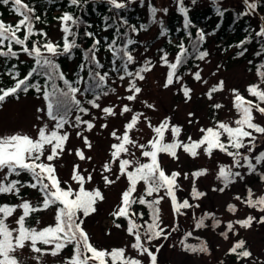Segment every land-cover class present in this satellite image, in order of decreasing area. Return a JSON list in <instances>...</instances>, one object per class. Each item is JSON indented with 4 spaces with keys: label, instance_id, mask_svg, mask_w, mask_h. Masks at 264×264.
<instances>
[{
    "label": "snow or ice",
    "instance_id": "1",
    "mask_svg": "<svg viewBox=\"0 0 264 264\" xmlns=\"http://www.w3.org/2000/svg\"><path fill=\"white\" fill-rule=\"evenodd\" d=\"M51 4L54 0H43ZM104 2L112 16L103 17L104 28L107 31L115 27L114 36L106 45H102V39L96 33L85 30L83 36L92 39L88 48H84L79 42L80 29L92 28L93 25H84L81 16L76 12L63 11L55 19L60 24L62 37L60 40L51 39L47 32L36 27L37 24L47 25L46 18L36 13L34 3H26L24 0H0V5L11 6L12 12L18 17L13 23L5 22L0 18V105L7 102L8 98L20 99L21 94L32 93L36 99L43 101L35 111L39 123L33 125L35 135L22 130L0 135V195H11L19 199L18 204H0V264H21L15 255L17 251L28 248L36 254L33 259L36 264H43L45 255L59 256L65 249L71 247V255L64 257L62 264H158L160 241H168L175 232L180 231L178 225H165L163 222L162 202L169 198L174 217L187 216V210L198 209L199 203H193L206 195L198 190L195 183L190 191V197L178 200L176 193L181 190L178 178L181 173L172 171L168 174L162 167L159 157L167 154L173 159H178L177 150L182 149L191 157H197L201 152L208 158L219 152L231 159V165L219 164L216 179L223 187L213 188V191L224 192L233 183L244 179V175L238 169H245L249 174H256L258 166L260 179L264 183V150L255 152L258 142H264V122H257L256 114L264 117V62L255 65L257 82L249 84L245 91L249 99L238 89H231L232 109L236 118L230 122L217 121L208 127H201V136L193 140L191 136L187 141L180 139L182 126L171 123L170 118H164L158 124L153 125L151 120L142 111H134L129 104H124L119 112L112 106L103 104V99L111 94L128 102H134L142 93V88L137 81H144L146 73L155 69L157 64L167 69L165 81L162 85L168 89L175 83H181V90L187 100L191 99L192 91L183 82V76L193 75L196 82L207 84L202 77V69L196 65L197 71L190 73L186 69L189 59L205 61L210 56L207 50H201V45L206 37L214 35V32H206L197 29L195 40L192 39L191 29L196 27L189 18V7L184 0H175L177 10L183 17V32L188 41L176 43L173 39L166 42L177 48V54L171 59L170 53L164 48L158 49L163 53L157 61L145 56L138 60L133 54L132 46L138 41L132 37V33L138 31L133 26L117 15L137 0H68L69 8L82 9L85 4ZM143 4L144 0H140ZM197 0H191L195 5ZM215 6L218 17L225 16V10L219 5L222 0H211ZM243 12L241 16H251L264 7V0H242ZM167 14L168 9H157L149 0L147 24L139 25V30L147 31L150 25H159V37H167L169 32L162 19H157V13ZM257 30L253 32L250 27L246 38L240 40L232 47L239 49L235 58L244 57L248 52L250 43L255 39L264 41V16L258 17ZM220 27L219 23L216 26ZM121 28L124 31H121ZM181 31V29H177ZM101 47H105L111 56L109 68L99 58ZM76 50L82 54V61L73 72L72 79L65 72L59 60L67 58L75 59ZM227 51V49H225ZM255 56H264V47L254 53ZM25 56L32 61L27 71H22L23 65L28 59L21 60ZM252 61H249L251 64ZM185 68L181 73L180 69ZM86 72V78L81 73ZM115 74L120 82H125L127 95L119 97L116 80L111 74ZM215 75V73H213ZM7 77L9 84H4ZM116 85V86H110ZM224 90V82L219 81V88L212 86L205 93L209 100H213V93ZM149 109L155 110V106L142 102ZM214 109L223 107L221 103L211 105ZM96 113H99L97 115ZM131 113L130 120L122 126L123 130L113 129L110 137L115 141L110 144L109 158L101 166V178L106 187L116 184L121 179L125 180V188L121 191L120 202L110 213L116 228L124 227L129 242L125 247L99 249L91 242L90 235L84 227L86 218L97 211L98 201L105 199L98 187L89 189L88 184L95 179V169L81 168L79 164L73 165V171L68 180H61L57 161L65 154H75L81 161L90 162L92 157L87 156L81 148L69 150L67 143L71 142V133L75 131L83 146L92 149V143L85 132H91L97 125L95 121L102 117L115 118ZM194 113H189V117ZM89 117V119H85ZM191 122V121H189ZM145 123L154 133L145 142L131 135L133 129L140 131L138 125ZM101 129H107L109 124H99ZM168 133V136L165 133ZM139 153V155L137 154ZM62 166V165H61ZM207 170L195 171L192 177H201ZM29 177L28 181L21 179L23 175ZM110 174V175H109ZM15 177V178H13ZM188 179V174H184ZM31 189L37 192L36 201L23 196V189ZM234 199L241 201L248 209L262 213L257 218L247 215L237 218L226 224L227 231L221 236L229 239V233L237 234V226L240 229H248L253 222L264 224V194L256 195L251 188L246 189L245 197L235 195ZM143 206L147 209L149 219L145 220L144 213L137 212L135 206ZM229 211L235 213L237 208L228 204ZM42 210H53V222L44 227L39 225L41 219L35 214ZM17 211L20 214L13 217ZM10 218L16 227L9 222ZM35 218V226L32 219ZM123 218L126 223L116 222ZM191 220H194V229H214L221 226V221L211 213H202L199 216L193 212ZM193 238L199 241L190 244L186 241ZM183 250L190 253H208L206 242L199 237H194L191 231L184 232L183 239L179 241ZM131 249L136 256L128 254ZM228 255L237 258V264H264V260L254 257L246 246V241L238 239L232 242ZM223 264V261L220 262Z\"/></svg>",
    "mask_w": 264,
    "mask_h": 264
},
{
    "label": "rangeland",
    "instance_id": "2",
    "mask_svg": "<svg viewBox=\"0 0 264 264\" xmlns=\"http://www.w3.org/2000/svg\"><path fill=\"white\" fill-rule=\"evenodd\" d=\"M149 2V0H144ZM151 3L156 6L157 9L167 8V14L158 12L159 19L167 23L173 16H175V10L177 4L175 0H151ZM208 0H197L195 5L191 4V0H184V4L189 7L190 10L207 4ZM229 5L237 6L240 10H243L242 4L239 0H230ZM261 15L264 16L263 13ZM259 16L252 17L251 20L254 23V28L257 30L259 24ZM142 20H146V12L142 11ZM159 25H153L147 31H140L138 39L141 46L136 49L133 54L138 60H142L145 56L151 58L154 62L159 59V56L163 53L158 52V49L162 47L165 42L164 37L158 36ZM49 34L51 37L58 35V29L56 27L50 28ZM174 40V39H173ZM175 41V40H174ZM207 50L210 52V56L199 63L200 69H202V77L206 79L208 83L205 85L202 82H196L193 75L187 74L183 77V82L192 91L190 92L191 99L187 100L181 90V83H175L168 89H164L163 78L165 75V67L157 66L154 70L146 73V79L144 81H137L138 86L142 88V93L134 102H128L125 99H120L116 94H111L103 99V104L106 106H112L119 114L124 104H129L134 111H142L151 120L153 125L158 124L164 118H170L171 123L182 126V132L180 139L187 141V137L191 136L193 140L199 139L201 133L199 129L201 127H208L211 123L222 121L230 122L236 118V113L232 109L231 103V89H238L240 93L248 97V93L245 91L249 84L257 82V76L255 74V68L252 64L247 62L251 56L253 49L248 47V52L244 57L235 58L233 56L235 52L234 47H230L227 51H222L218 45L212 41L208 44ZM177 51L174 46L170 47L169 58L171 59ZM250 58H253L251 56ZM197 67L190 73L197 71ZM215 73V75H213ZM116 84L119 97L127 95L125 91V82H120L118 78ZM219 81L224 82V90L213 93L214 99L209 100L205 93H207L212 86L219 88ZM116 86V85H111ZM252 99L251 97H248ZM152 104L155 106V110L149 109L144 103ZM221 103L223 105L220 109H214L211 107L214 103ZM43 101L36 99L33 94H28L20 97L19 100L11 99L3 103L0 106V135L12 133L18 130L27 132L31 135H35L33 125L39 123L36 119L38 115L35 109L41 106ZM189 113H194L189 117ZM99 115V113H96ZM257 122H264V117H261L259 113L256 114ZM131 113L123 116L117 115L115 118L102 117L95 121L97 125L91 132H85L84 135L88 136L92 143V149H87L83 146L81 139H78L75 135V131L68 129L71 133V142L67 143V148L71 151L76 148H81L87 156L92 157L90 162L81 161L74 153L65 154L61 160L57 161L59 167V177L61 180H68L73 171V165L79 164L81 168H88L89 171L95 169V179L92 183L88 184L89 189L98 187L105 199L98 201L96 207L97 211L86 218L84 227L90 235L91 242L99 249L121 248L125 247L129 242V237L122 228H116L115 225H111L110 213L114 210L115 206L120 202L121 191L125 188L126 181L121 179L116 184L106 187L104 181L101 178L100 166L108 160L110 153V144L115 142L110 137V132L113 129L123 130L125 122L129 121ZM89 119V117H85ZM191 121V122H189ZM108 123L107 129H101L99 124ZM140 131L133 129L131 135L138 138L141 142H145L150 137L154 136V133L146 126L145 123L138 125ZM168 136V133H165ZM264 149V142H258L255 152ZM139 155V153H137ZM178 159H173L167 154H161L159 159L162 162L163 169L170 174L172 171H178L181 176L178 178V183L181 185V190L176 193L178 200L190 197V191L195 183L198 190L203 191L206 195L198 200H193V203H199L198 209L187 210V216L174 217L171 205L168 202L169 198H165L162 202L163 222L165 225L173 224L178 225L180 231L175 232L168 241H160L163 245L157 253L158 264H237V261L231 260L228 253V247L231 240L242 238L247 241L249 249L253 253L254 257H259L264 260V224L253 222L252 226L248 229H240L237 226V234H229V239L225 240L221 236V231L224 228V223L227 221H235L237 218H244L251 214L259 218L262 213L252 209H248L241 201L234 199L235 195H240L242 198L246 195V189L251 188L258 196L264 194V183L261 182L255 174H249L245 169H238L244 175L243 180H239L236 183L230 185L224 192L213 191V188L223 187V184L215 177L219 164L231 165V159L226 155H222L219 152L214 153L212 158H208L202 152L195 158L185 153L182 149L177 150ZM62 165V166H61ZM204 171V175L195 180L192 177V173L195 171ZM188 174V179L184 178V174ZM2 175V173H0ZM110 175V174H109ZM23 194L29 200L36 201L34 190H25ZM11 195H0V204H18L19 199H12ZM233 204L236 206L237 211L235 213L228 210L227 205ZM193 212L197 216L202 213H211L220 220L221 226L215 230L204 228L194 229V220H191ZM20 214L19 211L13 214L16 217ZM42 223L40 227L45 226L53 221V210H42L36 213ZM121 221V220H120ZM9 222L13 227H16L15 223L10 218ZM32 224L35 226V218L32 219ZM126 227V226H125ZM191 231L194 237H203L209 248V252L201 255L188 254L180 250L179 241L183 237L184 232ZM188 241H196V239L189 238ZM128 254L136 256V253L131 249L128 250ZM15 255L20 259L21 264H36V260L28 248L22 251H17ZM64 257H69L68 253H62L59 256L45 255L43 257V264H62ZM247 264V262H245Z\"/></svg>",
    "mask_w": 264,
    "mask_h": 264
},
{
    "label": "trees",
    "instance_id": "3",
    "mask_svg": "<svg viewBox=\"0 0 264 264\" xmlns=\"http://www.w3.org/2000/svg\"><path fill=\"white\" fill-rule=\"evenodd\" d=\"M229 1L230 0H222V3L219 5L223 10H225V16L223 18H220L217 16V14L214 10L215 6L211 3V0H208L207 4H204L203 6H200L198 8H195V9H192L189 11V18H190L192 24L196 26V27L191 29L193 40H195V38H196L195 32L197 31V29H203L206 32H214V35L206 37L205 42L201 45V50H207L208 44L212 41L214 44L218 45V47L221 48L222 51H225V49H229L230 47H232V45H235L240 40L245 39L246 33L250 27L252 28L253 32L255 31L254 23L251 20V18L255 17V16H263V15H261V13L264 14V7H261L257 13H255L251 16H241V15H239V13H242L244 9L240 10L237 6L232 7L231 5H229ZM24 2L34 3L36 13L38 15H42L43 18H46L47 25L37 24L36 27L39 29L45 30L47 32L48 36L51 39H53L54 41L60 40L62 37V33L60 31V24L58 23V21L55 18L59 17L63 11L76 12V14L81 16V19H82L84 25H88V24L93 25L92 28L85 29L84 27H81V29H80L79 42L83 45V47L85 49L88 48L91 45V43L93 42L92 39L83 36V32L85 30L92 31V32L96 33L98 38H105V39H102V45H106L108 42H110V40L114 36L115 27L117 25L114 24L113 27L108 29L107 31L102 30L104 28L103 17L113 15V12L109 10L108 5L104 2H100V3L89 2V3L85 4L82 9L69 8L68 7V0H54V2L51 4H46L43 2V0H24ZM239 2L242 4V8H243L242 0H239ZM148 3L149 2L144 1V3L141 4L140 0H137L136 3L132 4L131 6L126 8L125 10H122L119 13H117V15L119 17L126 19L129 24H131L133 26H137V28H138V31L136 33L130 34V35H132V37L134 39H136L138 41V44L136 46H132L133 52L136 49H138V47L141 46V43L138 39V35L141 31V30H139V25L147 24L149 21ZM142 11L146 12V20L145 21L142 20ZM0 18H2L5 22L13 23V24H15V22L18 20V17L12 12L10 5L9 6L0 5ZM157 19H159L158 16H157ZM218 23L220 25L219 28L216 27ZM151 26H153V25H150L149 28ZM165 26L167 27L169 34L166 38L164 37L165 42L161 48H164L166 51H170L171 46L168 45L166 42L168 39H174L176 43H179L181 40H184L186 43V46L188 45V41H187L185 34L182 30V28H183V17L178 12L177 8L175 10V16H173L169 21H167ZM52 27H56L58 29V35L55 36L54 38L51 37V35L49 34L50 28H52ZM178 28L181 29V31H177ZM121 31H124V29L121 28ZM247 47H251L253 49V51L251 53V56H253V58H250L251 57L250 56L247 60L248 63H249V61H252L251 64H252L253 68H255L256 64L264 62V56L258 57V56L254 55V53L257 52L258 49H260L261 47H264V41H261L259 39H255V40H253L252 43L247 45ZM237 51H239V49L235 48V52H234L233 56H235ZM175 54H177V51ZM98 56L102 60V62L105 64V68L108 69L109 65H110V61H111V56L105 47H101L100 52L98 53ZM25 59H28V58L25 56H21V60H25ZM81 62H83L82 61V54L80 53L79 50H76L75 59L69 61V60H67V58H61L59 60V63H61L63 70L65 72L69 73V77H68L69 79H72L71 74L77 70V66ZM200 62L201 61H195L194 59H189L187 65H186L187 71L191 72L194 68H196V65L199 64ZM2 63H3V61H0V64H2ZM31 64H32V61L30 59H28V63L23 65L21 70L27 71L29 65H31ZM166 71H167V69L165 68V74H166ZM180 72L184 73L185 68H181ZM81 75H84L86 78V72L81 73ZM111 75H112V79L118 78V77H116V75L114 73ZM164 81H165V75L163 78V83H164ZM3 83L9 84L10 81L8 80L7 77H5L3 80ZM29 94H32V93H29ZM22 96H25V95L21 94L20 97H22ZM11 99H13V98H8V100H11ZM262 150H264V149H262ZM259 173H260V169L258 166V171L255 175L257 178L260 179ZM13 178H15V177H13ZM21 179H23L24 181H28L29 177L25 174L21 177ZM25 190H29V189H27V188L23 189L22 194H25L24 193ZM34 192H35V196H36L35 199H37L38 194L36 191H34ZM11 197H13V196H11ZM12 199L18 200L15 197H13ZM135 210L137 212L144 213L145 220L149 219L148 211L145 207L137 205V206H135ZM120 220L116 221V222L122 223L126 226V223L124 222L123 218H121ZM227 222H229V221H227ZM227 222L224 223V228L222 229L221 233L227 231V228H226ZM51 223H48L46 225H49ZM112 224L115 225L113 222V218H112ZM215 229L216 228H214L213 230H215ZM199 238L206 242V240L203 237H199ZM181 239H183V237ZM238 239H242V238H238ZM238 239L231 240L230 245L228 247V250L232 246V242L236 241ZM186 242L190 243V244L199 243L198 240H196V241H188L187 240ZM206 244H207V242H206ZM246 246L249 249V245H248L247 241H246ZM179 248H180V250H182L185 253L194 254V253L184 251L182 246L180 245V243H179ZM63 253H68V255L70 256L71 255V247L65 249ZM196 254L201 255L200 253H196ZM203 254H205V253H203ZM229 256H230L231 260L237 261V258L234 255H229Z\"/></svg>",
    "mask_w": 264,
    "mask_h": 264
}]
</instances>
